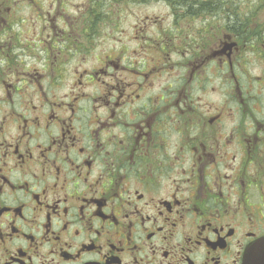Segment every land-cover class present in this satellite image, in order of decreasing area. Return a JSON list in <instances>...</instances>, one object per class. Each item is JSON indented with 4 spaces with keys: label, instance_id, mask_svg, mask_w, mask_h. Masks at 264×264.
Returning a JSON list of instances; mask_svg holds the SVG:
<instances>
[{
    "label": "flooded vegetation",
    "instance_id": "af4514ba",
    "mask_svg": "<svg viewBox=\"0 0 264 264\" xmlns=\"http://www.w3.org/2000/svg\"><path fill=\"white\" fill-rule=\"evenodd\" d=\"M130 1L31 0L33 42L0 0V264H264V23L250 0H137L170 25L133 17L130 49ZM104 18L121 48L91 65Z\"/></svg>",
    "mask_w": 264,
    "mask_h": 264
},
{
    "label": "rangeland",
    "instance_id": "374dc122",
    "mask_svg": "<svg viewBox=\"0 0 264 264\" xmlns=\"http://www.w3.org/2000/svg\"><path fill=\"white\" fill-rule=\"evenodd\" d=\"M18 0H7V19H9L10 27H12L13 33H20L24 38L23 40L26 41H32L35 42L38 39V35L41 33L40 29L42 28V25L39 23L37 17L38 12L35 8L32 7V5L29 3L31 0H26L28 3H17L15 5L14 3ZM24 1V0H22ZM44 2L45 6L47 8H50L51 5L54 3V5L60 6L63 5L67 12L70 14V16H79L81 15V12L78 11L77 6L80 7H87L88 1L90 0H41ZM53 1V3H51ZM123 1H130V0H107L106 6L102 9L104 17H106V14L111 9L119 8V5ZM251 2L247 1V5L251 7L252 11V18L254 20L256 19V22L259 24L264 23V4L261 6V8H258L259 2H264V0H250ZM10 2V3H8ZM128 6V8H127ZM122 5V15L123 17L121 20H123L122 24H119L121 29L125 32V35L122 37L123 39V45L126 48L130 49H140L143 50L139 44L135 43V41H132V37L134 34L133 26L136 20L133 19L137 17H145V16H151V17H160L166 19L164 23L168 22V17L171 16V10L168 9L163 4H151L149 7H147L145 4L139 3L137 0H131L130 3ZM258 8V9H257ZM8 9H10V12L8 13ZM242 9V8H241ZM247 10V9H246ZM13 23V24H12ZM170 25L168 22L165 25H161L160 28H167ZM9 27L7 28L8 31ZM114 32V24L104 18V21L100 22L96 28L91 30V34H95L96 36L92 37L91 43L88 45L87 49L90 47L93 50V53H91V60L88 62V64L96 65L97 60H95V56L98 54L106 53L108 50H117V48H121V44L118 43L115 44L113 40H111V35ZM151 36L153 35V32H150ZM175 34H178L177 32ZM174 34V35H175ZM173 35V36H174ZM175 42L180 41L181 39H174ZM195 43V42H194ZM193 43V44H194ZM246 59L249 58V61H246L248 64V67L251 68L252 74H260V70L257 68V64L255 63L256 57H250L249 53L245 56ZM173 59V60H177ZM264 64V62H263ZM248 74H244L243 78H245ZM177 75V72H173L172 80ZM251 75V74H250ZM249 80V79H248ZM222 95V94H220Z\"/></svg>",
    "mask_w": 264,
    "mask_h": 264
}]
</instances>
